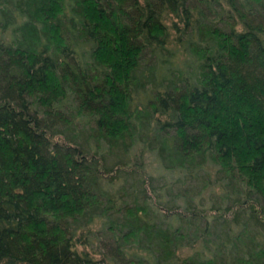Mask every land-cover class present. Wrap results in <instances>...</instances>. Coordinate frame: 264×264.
I'll return each instance as SVG.
<instances>
[{
  "label": "trees",
  "instance_id": "1",
  "mask_svg": "<svg viewBox=\"0 0 264 264\" xmlns=\"http://www.w3.org/2000/svg\"><path fill=\"white\" fill-rule=\"evenodd\" d=\"M0 264H264V0H0Z\"/></svg>",
  "mask_w": 264,
  "mask_h": 264
},
{
  "label": "rangeland",
  "instance_id": "2",
  "mask_svg": "<svg viewBox=\"0 0 264 264\" xmlns=\"http://www.w3.org/2000/svg\"><path fill=\"white\" fill-rule=\"evenodd\" d=\"M150 160L153 161L151 158H150ZM153 165L156 166V163L153 162ZM198 182H199V181H198ZM198 182L196 181L195 184H196V183L198 184ZM197 184H196V185H197ZM194 186H195V185H193V187H194ZM212 193L218 195V194L220 193V191H218V192H211V190H209V191H207V192L205 193V195H204V199H205V200H204V201L206 202V206H210L211 204H214L213 200H211V196H213ZM198 199H199V198H196V199H195V200H196V203L199 202V203L197 204V206L201 205V204H200V201H199ZM216 205H217V204H216ZM206 206H202V205H201V208L206 207ZM215 213H216L215 211H214V212H211V214H215ZM228 218H229V217H228ZM199 248H200V246H199V244H197V245L195 246L194 249L189 250V253H190V254H191V253L194 254L195 252H197V251L199 250ZM187 252H188V251L184 250V251H183L184 255H186ZM214 252H215V251H214L213 249H212L211 251L209 250V252L205 253V256H206L208 259H209V257L212 258L211 256L213 255L212 253H214Z\"/></svg>",
  "mask_w": 264,
  "mask_h": 264
}]
</instances>
